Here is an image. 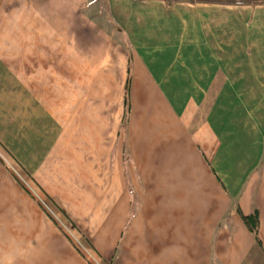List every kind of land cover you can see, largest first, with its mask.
<instances>
[{"label":"crops","instance_id":"0c3cea01","mask_svg":"<svg viewBox=\"0 0 264 264\" xmlns=\"http://www.w3.org/2000/svg\"><path fill=\"white\" fill-rule=\"evenodd\" d=\"M109 263L264 264V5L0 0V264Z\"/></svg>","mask_w":264,"mask_h":264},{"label":"trees","instance_id":"16d2710c","mask_svg":"<svg viewBox=\"0 0 264 264\" xmlns=\"http://www.w3.org/2000/svg\"><path fill=\"white\" fill-rule=\"evenodd\" d=\"M158 1L164 2L167 6H172L174 3H177V2H184V3H189V4H212V5H222V6H249V7H256V6L264 5V0H158ZM128 85H129V77L127 79L126 95H125L126 120H127V116L129 113ZM239 214L246 228L252 233L258 245H260V240L258 237V228H259L258 210L253 209V211L246 216H244L240 212Z\"/></svg>","mask_w":264,"mask_h":264},{"label":"rangeland","instance_id":"374dc122","mask_svg":"<svg viewBox=\"0 0 264 264\" xmlns=\"http://www.w3.org/2000/svg\"><path fill=\"white\" fill-rule=\"evenodd\" d=\"M111 30L113 29V27H109ZM263 159V156L261 157V160ZM260 160V161H261ZM260 168H261V163L259 162L257 165H256V170L257 171H259L260 170ZM135 204V203H134ZM136 205V204H135ZM59 225L61 226V228L63 229V230H67V228L65 227V225H64V223H59ZM68 232V231H67ZM89 261H92V260H90L89 259Z\"/></svg>","mask_w":264,"mask_h":264}]
</instances>
